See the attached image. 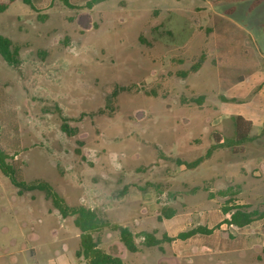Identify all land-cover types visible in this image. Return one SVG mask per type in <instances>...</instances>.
<instances>
[{"label": "rangeland", "instance_id": "1", "mask_svg": "<svg viewBox=\"0 0 264 264\" xmlns=\"http://www.w3.org/2000/svg\"><path fill=\"white\" fill-rule=\"evenodd\" d=\"M31 1L0 13L19 49L14 65L0 55V147L19 178L133 231L135 253L112 227L93 234L126 264H208L206 235L139 234L188 229L165 208L195 225L223 205L264 209V0ZM74 220L0 170V264H86ZM234 244L213 263L238 264Z\"/></svg>", "mask_w": 264, "mask_h": 264}, {"label": "trees", "instance_id": "2", "mask_svg": "<svg viewBox=\"0 0 264 264\" xmlns=\"http://www.w3.org/2000/svg\"><path fill=\"white\" fill-rule=\"evenodd\" d=\"M16 0L0 1V13L6 11L8 7L14 3ZM25 3L29 4L34 8V4L31 0H23ZM66 5L71 7L68 0H63ZM105 0H93L92 4L100 3ZM263 0H256L253 5L260 4ZM90 4V5H92ZM0 55L4 60L10 64L14 65L18 62L19 49L13 45V42L8 37L0 34ZM245 119L238 117L236 121V134L239 135L240 140H245L246 133H239L240 127L244 124ZM242 123V124H241ZM63 130L68 131V126L63 125ZM209 154V153H208ZM8 153L0 147V170L7 176L12 184L19 189V193L41 190L45 192L46 197L51 199L55 208L59 210L63 217L73 216L75 218V226L80 230L81 246L79 251H77L76 256L78 258H83L86 264H126L121 257L109 254L102 250L99 246V241L95 239L94 233L102 230L106 227H112L120 234V239L128 251L135 253L139 250L136 243L137 235L131 231L128 227L113 225L105 217L101 215L100 212L95 209L87 208L83 205L69 206L66 204L65 200L60 197V195L52 188V186L47 182H33L27 184L19 178L16 168L8 161ZM203 161L202 158L197 159L192 163H187L188 167L194 168L198 166ZM181 163V161H179ZM227 192L223 191L220 194L226 195ZM224 213H231L230 219L225 220V222L235 225L237 227H244L251 224L253 221L264 217V211L258 210H248L246 205H226L223 207ZM164 217L167 219L175 216L176 212L172 209L165 208L163 210ZM214 229H209L207 227L198 226L187 231L179 233L175 237H169L164 234L162 239L155 237V233L142 232L140 237L144 239L143 243L148 246L160 245L163 240L174 241V240H186L195 236L197 234H211Z\"/></svg>", "mask_w": 264, "mask_h": 264}, {"label": "crops", "instance_id": "3", "mask_svg": "<svg viewBox=\"0 0 264 264\" xmlns=\"http://www.w3.org/2000/svg\"><path fill=\"white\" fill-rule=\"evenodd\" d=\"M264 83V82H263ZM258 126V125H257ZM264 168V166L262 167ZM231 205H246L248 206V210H256L252 209V206L249 204H230ZM226 205H223L221 208H218L216 210L209 209L207 210L206 215L199 221L197 224V221H186L182 218H178V216H173L172 218L168 219V221H175L185 223L186 227L188 229L184 230H190L192 228H196L198 226L207 227L209 229H214V231L211 234H197L195 236H192L191 238H188L186 242H191L195 238H199L198 235H206L208 238H210L208 241L205 239H201V248H203L202 256L208 257V259H204L203 262H206L208 264H229L228 261H226V258H223L220 260V257H218L216 263H213L214 260L212 257H210V254H225L227 253L226 250H223V241L225 239L233 241L235 243L233 250L228 251V253H235L234 259L235 262L238 264H264V217L253 221L251 224L244 226V227H237L235 225L229 224L225 222V220L230 219L231 213H224L223 207ZM260 211V210H258ZM261 211H264L261 210ZM220 218L218 222L215 224H209V220L215 221L214 218L217 217V215H220ZM180 219V220H177ZM192 224H194L192 226ZM219 228V229H218ZM230 231V232H229ZM183 232L182 230L178 229L176 235L170 232L168 234L169 237H175L179 233ZM228 232V233H227ZM166 234V233H165ZM179 240V239H178ZM203 241H206V243H202ZM177 241V240H174ZM173 241V242H174ZM249 254V255H248ZM179 256V255H178Z\"/></svg>", "mask_w": 264, "mask_h": 264}, {"label": "water", "instance_id": "4", "mask_svg": "<svg viewBox=\"0 0 264 264\" xmlns=\"http://www.w3.org/2000/svg\"><path fill=\"white\" fill-rule=\"evenodd\" d=\"M86 28H89L90 26H85Z\"/></svg>", "mask_w": 264, "mask_h": 264}]
</instances>
